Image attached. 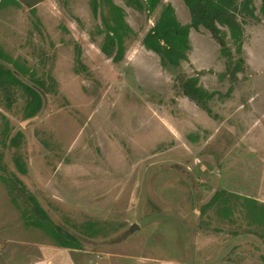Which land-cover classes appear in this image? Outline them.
Wrapping results in <instances>:
<instances>
[{
	"label": "rangeland",
	"instance_id": "obj_1",
	"mask_svg": "<svg viewBox=\"0 0 264 264\" xmlns=\"http://www.w3.org/2000/svg\"><path fill=\"white\" fill-rule=\"evenodd\" d=\"M8 1L0 49L43 107L27 118L25 88H0V141L21 134L18 147L0 144V176L34 199L0 178V234L53 244L30 225L37 203L82 244L60 251L74 262L64 264H264V0H253L259 20L245 24L241 53L227 37L244 59L235 77L220 45L198 36L164 79L141 53L131 68L104 58L99 32L133 34L119 0ZM178 74L198 79L215 117L180 94Z\"/></svg>",
	"mask_w": 264,
	"mask_h": 264
},
{
	"label": "trees",
	"instance_id": "obj_2",
	"mask_svg": "<svg viewBox=\"0 0 264 264\" xmlns=\"http://www.w3.org/2000/svg\"><path fill=\"white\" fill-rule=\"evenodd\" d=\"M161 1L162 0H128V2L138 7L139 10H147L149 13L154 12ZM3 2L4 0H0V4H3ZM183 2L189 10L190 23L187 25L180 24L176 18L173 7L171 5H166L156 21L155 26L145 35L143 39L144 47L147 50L153 51L160 57L163 67L169 69H171V67L178 68L182 62L188 61L190 30H200L202 28L210 34L218 45H220L222 52L227 57L228 63L226 65L230 68L227 70V75L232 74L235 77L238 72L243 70L244 59L240 57L237 62H234V55L231 49L228 48L229 43L227 42V37L230 36L231 41L236 46L237 53H241L245 24L249 19L259 20L258 16L255 14L256 8L253 0H183ZM9 3L15 6L19 5L16 0H9L5 5ZM97 11L98 8L96 7L94 13L97 14ZM260 11L261 14L264 15V1ZM111 26L109 27L111 33H108L106 38L105 33H98L104 34V42L100 46V49L106 56L112 57L113 62L118 63L123 57L125 36L123 33L121 36L120 33L116 32V28ZM0 60L12 65V69H10L0 64V88H5L7 85L23 86L28 96L32 98V100H28L26 105L27 118L35 117L42 110V96L37 90L25 84L18 77V75L26 76L30 74H26L28 71L25 72L21 64H18L17 61L2 52L1 49ZM176 79L179 83L180 94L194 102L199 108L208 113L209 116H213L208 107L210 96L198 86V79L196 77H181L179 74L176 76ZM7 131L6 127L2 135L6 136L8 139L9 136ZM20 139L21 134H17L15 137L10 138L8 144L5 140H1L0 144H2L3 147H18ZM1 159L2 155L0 154V162ZM16 166L18 170L25 175V171L22 170L18 164ZM0 171L6 172V168L0 165ZM0 178L7 183L11 195L14 193L26 194L27 200H34L32 199L33 195L28 192L26 186L20 179L16 177L5 178L3 176H0ZM214 200L215 198L208 203L207 208L213 206L215 203ZM36 207L40 209V211L37 209L40 212V215L37 216L39 222L32 220L30 223L31 226L42 229L62 247H82V244L71 232L52 222L48 214L41 209L39 205L37 206V203ZM26 213V215L30 216L28 211ZM45 218L52 222L55 227L54 229L43 224L41 220ZM95 234L89 236L93 238Z\"/></svg>",
	"mask_w": 264,
	"mask_h": 264
},
{
	"label": "crops",
	"instance_id": "obj_3",
	"mask_svg": "<svg viewBox=\"0 0 264 264\" xmlns=\"http://www.w3.org/2000/svg\"><path fill=\"white\" fill-rule=\"evenodd\" d=\"M115 2L117 1L115 0ZM118 4L122 6L121 9L123 11V17L126 25L133 32L132 37L126 38L124 41L123 57L122 60L118 63L121 66H127V68L131 63H135V65H138L139 63L136 59H138V56L143 54L147 59L156 60L158 62L155 70L157 71L156 75L159 74V78L164 79L165 72L167 73L168 71H172V68L169 69L163 67L160 57L153 51L147 50L144 47L143 39L145 35L155 26L156 21L158 20L162 10L166 5H171L173 7L176 18L182 25H187L190 23V13L188 8L184 4L183 0H162L157 9L152 13H149V11L147 10H139L138 7L128 2V0H126V3L123 0H119ZM206 32L207 31L202 28L200 30L191 29L189 37H191L192 39L194 37L201 36V38L203 37L207 40L209 39L208 36L212 38L210 34H207ZM195 39L196 38H194V40ZM102 54L104 55V58H107L108 60H111V62H113L112 57L106 56L103 52ZM189 61L190 59L188 56L187 62L189 63ZM144 63L147 62L145 61ZM184 63L185 62H182L181 66ZM33 228L39 229L41 232L45 233L40 228ZM46 237H49L53 241V244H49L50 242L48 241V238L45 241L39 239H12L3 237L0 234V264H53L52 260H54L55 262H58L60 260V264H64L65 261L74 263L73 259H70L71 256L66 255L64 252L62 253L60 251L81 250L82 247H62L58 245L49 235H47Z\"/></svg>",
	"mask_w": 264,
	"mask_h": 264
},
{
	"label": "water",
	"instance_id": "obj_4",
	"mask_svg": "<svg viewBox=\"0 0 264 264\" xmlns=\"http://www.w3.org/2000/svg\"><path fill=\"white\" fill-rule=\"evenodd\" d=\"M33 118H36V116H35V117H33ZM134 229H137V227H136V226H134V227H133V230H134Z\"/></svg>",
	"mask_w": 264,
	"mask_h": 264
}]
</instances>
